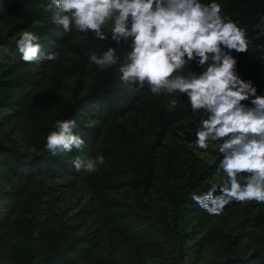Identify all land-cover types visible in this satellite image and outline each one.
Segmentation results:
<instances>
[{
  "label": "trees",
  "instance_id": "obj_1",
  "mask_svg": "<svg viewBox=\"0 0 264 264\" xmlns=\"http://www.w3.org/2000/svg\"><path fill=\"white\" fill-rule=\"evenodd\" d=\"M49 0H0V93L23 90L0 100V131L13 119L28 125L24 143L0 144V252L8 244L12 264H169L177 248L187 246L194 256L214 250L209 264H264V242L235 232L233 223L254 221L245 203L225 207L219 216L208 215L191 199L202 194L214 177L215 166L202 162L184 146L169 149L162 134L183 114L178 104L161 123V131L146 136V109L161 114V96L145 87L124 85L116 67L101 71L89 63L87 53L112 46L85 36L79 55L90 78L88 91L58 100L50 111L45 98L26 91L38 90L42 79L19 73L27 64L16 42L22 31L39 35L45 52L62 45L55 25L43 28ZM205 3L210 0H204ZM225 19L245 28L253 47L233 53L237 72L254 87L264 86V36L254 39L264 16V0H216ZM126 48H117L121 58ZM49 63L44 61L42 64ZM75 118L74 130L86 142L82 152L52 157L45 150L47 134L57 119ZM98 155L106 163L93 175L73 168L76 159ZM84 178L89 200L82 206L60 209L70 181ZM257 225V224H256ZM249 239L251 244L245 242Z\"/></svg>",
  "mask_w": 264,
  "mask_h": 264
},
{
  "label": "clouds",
  "instance_id": "obj_2",
  "mask_svg": "<svg viewBox=\"0 0 264 264\" xmlns=\"http://www.w3.org/2000/svg\"><path fill=\"white\" fill-rule=\"evenodd\" d=\"M53 25L65 32L109 41L98 54L87 53L101 71L114 67L121 82L154 96H186L192 113H204L195 129L196 148L215 144L220 159L218 182L192 201L208 215L219 216L233 203L264 204V94L237 72L233 53H248L245 28L225 19L216 0H49L43 9ZM43 28L44 19L33 21ZM254 39L264 36V16ZM37 33L24 30L16 42L27 64L55 62L60 52H45ZM117 48H126L121 58ZM195 63L200 69L193 71ZM172 107L178 102L170 101ZM75 118L57 119L46 137L45 150L66 158L82 152L86 142L75 133ZM106 163L103 155L73 161L74 170L88 175Z\"/></svg>",
  "mask_w": 264,
  "mask_h": 264
},
{
  "label": "rangeland",
  "instance_id": "obj_3",
  "mask_svg": "<svg viewBox=\"0 0 264 264\" xmlns=\"http://www.w3.org/2000/svg\"><path fill=\"white\" fill-rule=\"evenodd\" d=\"M45 22H51L50 15L44 13ZM0 31H5V27L0 23ZM55 36L61 38L63 45L57 50L60 52V58L55 62L46 64H36L35 66H27L19 69V73L28 75L29 73L36 74L42 79V85L38 90H33L30 87L26 91L34 94H39L45 98L46 104L50 111L55 108L58 100H67L72 95H84L90 86V78L87 76V69L81 68L79 55L83 51L85 45V36L79 33H69L62 30V28L55 26ZM253 47L249 44V48ZM56 52V51H55ZM193 71L199 72L200 69L195 63L191 65ZM258 94H264V86L258 85ZM23 90L13 89L0 93V100H8L18 96ZM161 96V114L157 115L150 109H146V136L151 138L153 130L161 131V123L169 117V114L174 110L170 101L175 99L179 106H184V112L177 121L172 122L165 133L162 134L163 144L169 149L175 146H184L197 156L202 162L209 166H215L220 154L215 144L210 145L207 151L196 148L194 144L195 129L199 127V121L205 116L204 113H192L189 105L186 103L187 97L175 94L171 97ZM28 125L22 119H13L10 123L2 126L0 131V144L5 146H13L24 143V134L28 130ZM219 180L220 177H213ZM71 182V188L63 202L59 204L60 209L74 208L86 203L90 194L88 192L87 182L84 178H79L75 182ZM248 214L255 217L254 221H247L242 223L238 220L233 223V230L235 232L247 233L251 236V240L264 242V204H256L255 202L246 203ZM257 224V225H256ZM245 242L251 244L249 239ZM218 256L214 250H206L200 256H194L189 251L187 246L177 248L173 258L169 264H209L217 260ZM0 264H12L11 249L7 244L0 252Z\"/></svg>",
  "mask_w": 264,
  "mask_h": 264
}]
</instances>
